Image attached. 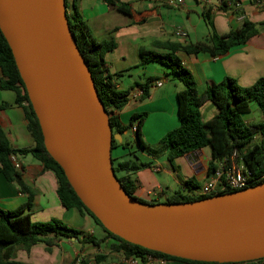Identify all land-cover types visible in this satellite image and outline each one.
<instances>
[{
  "label": "water",
  "instance_id": "obj_1",
  "mask_svg": "<svg viewBox=\"0 0 264 264\" xmlns=\"http://www.w3.org/2000/svg\"><path fill=\"white\" fill-rule=\"evenodd\" d=\"M0 31L47 153L107 232L146 250L194 262L264 259V183L174 204L149 205L125 192L111 157L112 141L121 142V136L112 134L70 29L66 0H0Z\"/></svg>",
  "mask_w": 264,
  "mask_h": 264
},
{
  "label": "crops",
  "instance_id": "obj_2",
  "mask_svg": "<svg viewBox=\"0 0 264 264\" xmlns=\"http://www.w3.org/2000/svg\"><path fill=\"white\" fill-rule=\"evenodd\" d=\"M120 1L130 4L136 15L131 17L122 14L102 0H77L76 7L96 40L112 39L116 44L115 50L107 53L104 60L111 74L122 75L117 80L118 89L129 93L127 104L118 113L121 122L128 124L136 114L145 113L147 116L141 128L142 137L147 144L155 146L168 132L179 126L177 93L184 87L163 66L158 68L152 66L155 65L153 63L139 66L140 51L161 52L154 47L157 41L203 42L209 35L201 17L206 12L210 14L215 31L220 36L239 29L244 20L263 22L264 0H237L235 6L229 0H182L181 5H171L170 0ZM223 2L226 3V10L220 8ZM176 29L184 31L186 38L176 37ZM179 57L183 66L191 72L199 95L205 92L208 84H218L224 78H231L242 87H250L264 78V31L222 57H211L207 53L196 56L181 53ZM149 79L154 80L148 88L149 97L141 101V86ZM158 81L161 82L160 87L156 86ZM15 100V93L0 89V130L12 149H30L33 141L27 130L25 113L15 104ZM4 104L8 107L1 108ZM253 105L251 103L250 112L242 116L247 125L254 124V118L251 117ZM216 114L217 110L210 102H206L200 109L203 123ZM260 119L259 122L262 121L261 114ZM132 138V132L126 133L121 136V142H129ZM255 140L261 141V138L257 137ZM203 150L180 157L188 165L186 176L183 179L174 178L173 183L160 181L156 176L161 171L172 175L167 166L163 170L157 158L152 159L140 153L143 161H150L152 165L132 174L138 186L135 196L145 202L158 201L176 191L187 192L185 181L194 180L199 188L206 184L210 180L207 176L209 157L203 154ZM127 155L128 150L120 146L111 152L112 159L116 160H125ZM15 159L21 166L18 171L21 180L32 197L29 200L28 193L21 191L17 183L7 181L0 172L1 210L15 212L24 208L23 214L29 215L32 222L58 219L63 223L67 222L70 228L79 229L85 236L101 240L99 246H94L82 244L75 239L61 238L51 252H47L43 244L33 246L29 252L17 249L16 261L25 264H69L76 260L78 264H95L94 257L104 255L106 260L101 264H124V256L111 251V246L116 244L115 240L107 238L88 216H80L75 210H65L61 206L56 194L57 182L51 172L43 171L40 163L30 155L15 156ZM78 221H81L80 225L77 224ZM148 264L159 263L153 260Z\"/></svg>",
  "mask_w": 264,
  "mask_h": 264
},
{
  "label": "trees",
  "instance_id": "obj_3",
  "mask_svg": "<svg viewBox=\"0 0 264 264\" xmlns=\"http://www.w3.org/2000/svg\"><path fill=\"white\" fill-rule=\"evenodd\" d=\"M76 1L68 4L66 0L67 17L70 29L75 36L77 46L82 54L91 73L98 96L108 114L109 124L113 135L123 136L132 132L133 138L129 142L112 141V150L122 147L128 150V158L125 160L112 159V165L119 183L125 192L132 198L149 205L158 203H182L202 200L211 196L223 195L235 190L224 187L217 193L200 196L193 191L199 186L194 180L185 181L189 193L176 191L166 196L165 200H151L145 202L135 196L137 181L132 174L150 168L152 162L140 159V153H144L152 159L165 156L169 164L180 157L204 148L210 149L207 166V176L216 171L221 160L229 161L234 156L236 164H243L256 182L253 186L264 183V78L257 80L250 87H242L231 78H224L218 84H208L205 92L198 94L191 72L185 68L179 54L196 56L207 53L211 57H222L231 49L241 46L250 38L264 31V21L252 23L244 20L241 27L231 30L226 35L216 33L212 18L208 12L202 13L201 17L209 30L208 37L199 43H180L171 41H157L154 47L161 52L140 51V64L144 66L150 63L165 67L169 75L175 77L183 85V90L177 93V115L179 126L168 132L155 146L147 144L142 137L141 128L146 119V114H136L128 124H123L119 117V111L128 102V92L120 91L117 80L121 74H111L104 60L107 53L113 52L116 44L112 39L96 40L76 7ZM109 7L127 16H135L130 4L120 0H102ZM253 2V0H250ZM235 6L237 0H229ZM221 10H226V3H222ZM68 7L70 13H68ZM0 89L12 91L16 95L15 104L21 107L25 113L27 130L32 138L33 147L30 149H12L9 142L0 130V172L9 182H15L21 191L28 193L31 200L32 194L25 187L21 176L10 161L11 156L30 155L42 166L43 171L51 172L57 182L56 194L65 210H75L80 216H88L101 228L107 238L116 241L111 246V251L121 253L124 258H136L144 260L146 256L164 261V264H218L203 263L183 260L167 256L158 252L146 250L142 247L129 244L115 235L107 232L100 222L84 207L69 185L61 167L47 153L38 120L29 102L24 84L16 68L12 52L0 31ZM154 81L141 86V101L149 97L148 88ZM210 102L217 110V114L208 122L201 121L200 109ZM257 105L262 121L257 124L247 125L242 116L250 112V104ZM4 104L1 108H6ZM257 137L261 138L256 142ZM118 174H122L118 176ZM24 208L15 212L0 209V264H25L15 260L17 249L26 252L37 245H45L46 251L51 252L52 247L57 245L61 238L78 240L82 244L99 246L101 240L85 236L80 231L66 226L58 219L48 222H32L29 215L23 214ZM95 264H101L106 256H95ZM69 264H78L76 260ZM80 264H87L81 262ZM229 264H264V259L246 263Z\"/></svg>",
  "mask_w": 264,
  "mask_h": 264
},
{
  "label": "built area",
  "instance_id": "obj_4",
  "mask_svg": "<svg viewBox=\"0 0 264 264\" xmlns=\"http://www.w3.org/2000/svg\"><path fill=\"white\" fill-rule=\"evenodd\" d=\"M169 4L171 5H181L183 4L182 0H170ZM175 36L181 39L186 38V33L181 29H176ZM156 86L160 87L161 82H156ZM10 161L16 171L21 169L20 164L16 161L15 156L10 157ZM256 182V179L248 172L244 165L236 164L234 162V156L227 161L223 159L219 162L216 171L211 175L210 180L201 186L198 190L193 191L195 195L208 196L214 193L219 192L224 187H227L231 190L239 191L253 186ZM155 260L159 264H164V261L159 259H154L150 256H146L144 260L136 258H124V264H148L151 261Z\"/></svg>",
  "mask_w": 264,
  "mask_h": 264
},
{
  "label": "rangeland",
  "instance_id": "obj_5",
  "mask_svg": "<svg viewBox=\"0 0 264 264\" xmlns=\"http://www.w3.org/2000/svg\"><path fill=\"white\" fill-rule=\"evenodd\" d=\"M68 4L69 5L71 4L70 0H68ZM69 11H70V8L68 7V13H70ZM152 66H156L158 68H162V66L157 65V64L152 65ZM251 117L254 118V124L255 123H259V121L261 120L260 119V111H259V109H258L256 104H254L251 107ZM257 140H259V138ZM256 142H260V141H256ZM209 151H210V149L208 147L204 148L203 154L205 156L209 157V155H210ZM140 159L144 160L143 159V155L140 156ZM157 160H159L160 164H162L163 170H165L168 167V169L172 172V175L165 174L163 171H161L160 173L156 174V176L159 178L160 181L173 183V179L174 178H182L183 179V177L186 176V168H187L188 165H187V163H186V161L184 159H181V158L180 159H175L172 162V164H168V162L166 160V157L163 155V156L158 157ZM165 166H167V167H165ZM121 175L122 174H118V176H121ZM184 193H189V192L187 191V192H184ZM73 212H75V211H73ZM74 214H76V213H74ZM64 224L66 226H68L67 222H65ZM77 224L80 225L81 221H78ZM75 229L79 230L77 228H75Z\"/></svg>",
  "mask_w": 264,
  "mask_h": 264
}]
</instances>
